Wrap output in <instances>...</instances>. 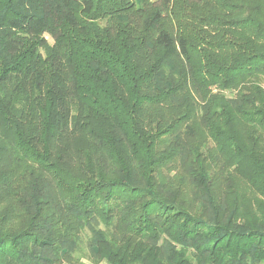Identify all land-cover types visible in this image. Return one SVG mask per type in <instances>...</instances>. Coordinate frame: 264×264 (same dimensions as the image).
Returning a JSON list of instances; mask_svg holds the SVG:
<instances>
[{
	"label": "trees",
	"instance_id": "trees-1",
	"mask_svg": "<svg viewBox=\"0 0 264 264\" xmlns=\"http://www.w3.org/2000/svg\"><path fill=\"white\" fill-rule=\"evenodd\" d=\"M0 264H264V0H0Z\"/></svg>",
	"mask_w": 264,
	"mask_h": 264
}]
</instances>
